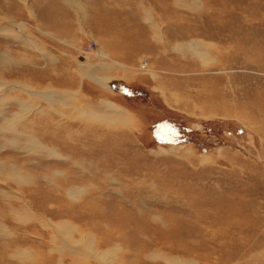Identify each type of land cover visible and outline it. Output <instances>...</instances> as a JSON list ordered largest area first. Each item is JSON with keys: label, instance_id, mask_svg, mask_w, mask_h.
Segmentation results:
<instances>
[{"label": "rangeland", "instance_id": "rangeland-1", "mask_svg": "<svg viewBox=\"0 0 264 264\" xmlns=\"http://www.w3.org/2000/svg\"><path fill=\"white\" fill-rule=\"evenodd\" d=\"M5 37L0 264H264V0H0Z\"/></svg>", "mask_w": 264, "mask_h": 264}, {"label": "bare ground", "instance_id": "bare-ground-1", "mask_svg": "<svg viewBox=\"0 0 264 264\" xmlns=\"http://www.w3.org/2000/svg\"><path fill=\"white\" fill-rule=\"evenodd\" d=\"M197 49H198V48H197ZM202 49H203V48H202ZM202 49H201V50H202ZM202 51H203V50H202ZM22 62H24V61H22ZM22 62H21V63H22ZM20 86H21V85H20ZM21 89H23V87H21ZM24 89H28V88L25 87ZM32 89H33V87H32ZM11 227H12V226H11ZM13 228H15V227H12V229H13ZM3 234L7 236V234H5L4 232H3ZM3 234H2V237L4 236ZM11 243H13V242H11ZM16 243H17V242H16ZM9 245H10V244H9ZM21 248H22V247H21ZM14 252H15V251H14ZM16 253H17V252H16ZM14 255L17 256L18 254H15V253H14V254L9 255V256H10L11 259H12Z\"/></svg>", "mask_w": 264, "mask_h": 264}, {"label": "crops", "instance_id": "crops-1", "mask_svg": "<svg viewBox=\"0 0 264 264\" xmlns=\"http://www.w3.org/2000/svg\"><path fill=\"white\" fill-rule=\"evenodd\" d=\"M34 39H35V37H34ZM1 41H3V42L6 41L7 45H8V43H9V40H8L6 37H5V38H1V39H0V42H1ZM38 42H39V41H38ZM35 43H36V42H35ZM36 45H37V43H36ZM38 47H39V46H38ZM38 47H37V49H38ZM5 48H6V46H5ZM33 51H34V49H33ZM36 52H37V51H36ZM43 53H44V52H43ZM43 53H42V54H43ZM34 55H35V54H34ZM37 90H38V89H37Z\"/></svg>", "mask_w": 264, "mask_h": 264}]
</instances>
